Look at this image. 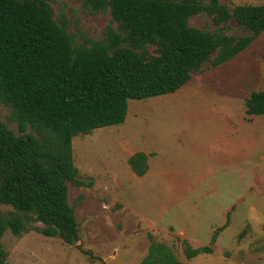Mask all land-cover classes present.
I'll return each instance as SVG.
<instances>
[{"label": "rangeland", "instance_id": "rangeland-1", "mask_svg": "<svg viewBox=\"0 0 264 264\" xmlns=\"http://www.w3.org/2000/svg\"><path fill=\"white\" fill-rule=\"evenodd\" d=\"M49 6L75 48L106 41L112 28L125 34L110 8L91 13L84 0H36ZM264 5V0H220ZM191 26L205 32L224 27L245 36L235 19L216 25L206 12ZM151 55L155 47L150 46ZM174 93L131 99L123 123L73 138L76 180H67L78 223L67 243L35 229L0 238L12 264H139L152 243H164L183 264H264V115H248L246 100L264 91V31L221 65L213 59ZM171 101L141 113L140 101ZM161 110V111H160ZM12 109L0 102V119L20 134ZM32 130V129H30ZM147 154L137 174L130 157ZM11 206L0 205L7 213ZM230 222L211 243L214 231ZM212 252L189 256V248Z\"/></svg>", "mask_w": 264, "mask_h": 264}, {"label": "trees", "instance_id": "trees-1", "mask_svg": "<svg viewBox=\"0 0 264 264\" xmlns=\"http://www.w3.org/2000/svg\"><path fill=\"white\" fill-rule=\"evenodd\" d=\"M91 13L110 8L125 34L110 28L106 41L75 48L52 9L36 0H0V102L12 109L16 134L0 119V238L34 226L67 243L78 223L69 202L67 180H76L73 138L123 123L131 99L174 93L218 53L221 65L247 48L264 31V5L230 9L220 0H84ZM206 12L218 26L235 19L245 36L219 27L205 32L189 23ZM155 47L151 55L149 47ZM248 115H264V91L245 102ZM32 129V130H30ZM142 175L147 154L130 157ZM217 228L211 243L216 242ZM211 245L189 248L188 255L212 252ZM0 264H12L0 241ZM139 264H183L164 243H152Z\"/></svg>", "mask_w": 264, "mask_h": 264}, {"label": "crops", "instance_id": "crops-1", "mask_svg": "<svg viewBox=\"0 0 264 264\" xmlns=\"http://www.w3.org/2000/svg\"><path fill=\"white\" fill-rule=\"evenodd\" d=\"M141 107H140V112L141 113H145L147 112V109L149 108H154L156 107L157 109H164V108H167L169 107L170 105H167L168 103H171V101L167 102V101H156V102H150V101H140L139 102ZM161 111V110H160Z\"/></svg>", "mask_w": 264, "mask_h": 264}]
</instances>
